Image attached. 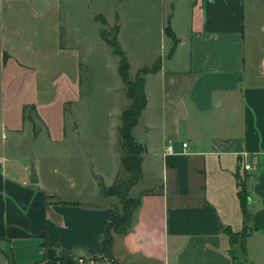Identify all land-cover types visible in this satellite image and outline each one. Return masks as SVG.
I'll return each instance as SVG.
<instances>
[{"label": "crops", "instance_id": "obj_1", "mask_svg": "<svg viewBox=\"0 0 264 264\" xmlns=\"http://www.w3.org/2000/svg\"><path fill=\"white\" fill-rule=\"evenodd\" d=\"M65 1L71 0H0L1 114L16 149L28 123L36 138L39 121L51 142L64 141L67 106L81 99L82 54L65 40ZM167 8L161 6L160 34L167 14L178 42L165 59L157 50L132 48L136 32L126 30L121 6L112 19L102 14L119 25L131 69L161 59L145 76L147 105L133 128L144 146L143 174L130 190L140 203L129 230L114 235V259L101 254L102 227L120 200L104 195L102 185L116 180L121 155L91 175L92 196L101 202L67 200L46 188L36 164L6 154L5 141L0 264H264V44L251 57L246 43L253 25L264 34V0H172ZM169 144L176 152H165ZM239 179L252 215L245 248L227 230L244 228ZM47 233L59 244L43 245Z\"/></svg>", "mask_w": 264, "mask_h": 264}, {"label": "rangeland", "instance_id": "obj_2", "mask_svg": "<svg viewBox=\"0 0 264 264\" xmlns=\"http://www.w3.org/2000/svg\"><path fill=\"white\" fill-rule=\"evenodd\" d=\"M171 2L172 0H165L162 5L160 0L65 1L62 18L67 29L65 40L78 43L83 61L82 95L79 101L67 106L65 140L51 142L46 128L39 121L41 124L38 122L37 128L41 130L36 138H33V128L28 123L20 138L21 149L12 147L16 140L2 123L0 83V152L7 141L5 153L21 154L23 158H28V162L36 164L42 183L49 190H56L59 194L57 197L101 202L103 197L92 196L94 179L91 175L101 168L112 167L117 154L121 155L118 132L120 113L131 100L126 95L124 83L118 73V56L99 34V28L100 31L105 28L111 37L115 24L107 20L103 24L100 16L103 14L112 19L115 8L121 6L129 18L126 30L136 32L129 39L132 48H147L151 52L157 50L158 55L165 59L169 53V35L165 28L170 23V18L165 14L162 19L164 34L161 36L160 11L161 6H164L167 12ZM136 17L140 21L135 25L132 22ZM144 30H148L147 35L143 34ZM252 32L253 34L247 36L246 43L248 54L255 57L259 43L264 44V34L255 25ZM136 72L133 67L131 76L134 77ZM75 122L80 133L74 131ZM82 192L84 194L81 195ZM118 207L121 208L120 202ZM8 252L13 254V249L9 247Z\"/></svg>", "mask_w": 264, "mask_h": 264}, {"label": "trees", "instance_id": "obj_3", "mask_svg": "<svg viewBox=\"0 0 264 264\" xmlns=\"http://www.w3.org/2000/svg\"><path fill=\"white\" fill-rule=\"evenodd\" d=\"M100 20L103 24L106 23L103 15L100 16ZM165 32L173 40V45L169 52L171 55L178 42L177 36L170 23L166 26ZM118 33L119 25L117 23L114 25V32L111 37H109L105 28L100 31L102 38L112 47L115 54L119 57V74L124 83L126 95L131 100V103L121 112V123L118 125L121 149L120 170L113 184L110 186L102 185L104 195L116 196L121 203V208L116 206L113 215L103 223L102 227L104 240L101 254L108 259H114L112 254L114 235L117 233H125L129 230L132 226L134 211L140 203V197L131 195L130 190L141 179L143 174L142 154L144 152V146L136 140L133 134V128L138 123L139 117L147 105L145 76L149 72L157 71L161 66V59H157L151 66L139 68L135 76L132 77L130 61L119 42ZM239 184L244 228L239 232H233L230 229L227 230L230 240L233 243L239 241L242 247L245 248V238L249 232V222L252 215L247 206L248 195L246 193V183L244 180L239 179ZM44 236L43 245L59 244L57 237L51 236L48 233ZM10 263L15 264L12 259H10Z\"/></svg>", "mask_w": 264, "mask_h": 264}, {"label": "built area", "instance_id": "obj_4", "mask_svg": "<svg viewBox=\"0 0 264 264\" xmlns=\"http://www.w3.org/2000/svg\"><path fill=\"white\" fill-rule=\"evenodd\" d=\"M186 148H187V142H184L183 143V151H185ZM165 152L166 153H174V152H176V150H175V148H174V146L172 144H169V145H167V147L165 149ZM245 168L251 169V164L250 163L245 164Z\"/></svg>", "mask_w": 264, "mask_h": 264}, {"label": "water", "instance_id": "obj_5", "mask_svg": "<svg viewBox=\"0 0 264 264\" xmlns=\"http://www.w3.org/2000/svg\"><path fill=\"white\" fill-rule=\"evenodd\" d=\"M30 181L33 182V183L38 182V176H37V173H36V170H35L34 166L31 167V178H30Z\"/></svg>", "mask_w": 264, "mask_h": 264}]
</instances>
